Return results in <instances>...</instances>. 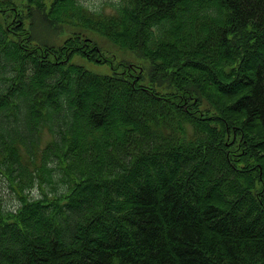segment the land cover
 <instances>
[{"label":"trees","instance_id":"1","mask_svg":"<svg viewBox=\"0 0 264 264\" xmlns=\"http://www.w3.org/2000/svg\"><path fill=\"white\" fill-rule=\"evenodd\" d=\"M25 8L81 31L42 44ZM87 33L157 85L80 65ZM3 179L0 264H264V0H0Z\"/></svg>","mask_w":264,"mask_h":264},{"label":"rangeland","instance_id":"2","mask_svg":"<svg viewBox=\"0 0 264 264\" xmlns=\"http://www.w3.org/2000/svg\"><path fill=\"white\" fill-rule=\"evenodd\" d=\"M119 2L120 0H79V6L87 12H92V10H103L104 12L109 13L110 11L112 12L113 6ZM23 19L26 23V27L42 44L61 46L64 41L70 37V35L81 31L78 27H60L53 25V23L47 18L45 11L28 12L25 8ZM98 36L87 33V38L90 37L100 44V47L104 51L103 58H107V63L97 65L95 63H87V61L85 62L82 58L77 57L80 65H85L94 73L112 74L113 72L120 73L128 69L129 72L135 73L136 75L143 74L145 77V83L154 86L157 85V79H154L148 74L150 67H153L149 60L143 59L138 52L122 50L109 43L106 39ZM38 41L35 40L34 43L39 44ZM127 116L128 115L125 114V117ZM32 195L34 197L39 196V190H36L34 193H32ZM0 197L3 199V204L5 207L9 208L16 203L15 194L13 195V192H11L9 189L8 182L5 179L0 181Z\"/></svg>","mask_w":264,"mask_h":264}]
</instances>
